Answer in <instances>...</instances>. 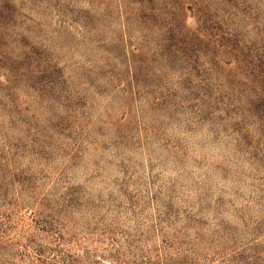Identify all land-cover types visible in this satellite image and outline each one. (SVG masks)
<instances>
[{"label":"rangeland","instance_id":"obj_1","mask_svg":"<svg viewBox=\"0 0 264 264\" xmlns=\"http://www.w3.org/2000/svg\"><path fill=\"white\" fill-rule=\"evenodd\" d=\"M0 264H264V0H0Z\"/></svg>","mask_w":264,"mask_h":264}]
</instances>
